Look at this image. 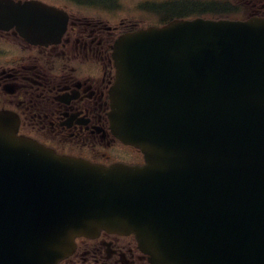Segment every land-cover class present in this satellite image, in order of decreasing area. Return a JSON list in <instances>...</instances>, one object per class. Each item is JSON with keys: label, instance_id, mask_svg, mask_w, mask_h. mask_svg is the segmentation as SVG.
Returning <instances> with one entry per match:
<instances>
[{"label": "water", "instance_id": "1", "mask_svg": "<svg viewBox=\"0 0 264 264\" xmlns=\"http://www.w3.org/2000/svg\"><path fill=\"white\" fill-rule=\"evenodd\" d=\"M64 15L0 0V29L33 44ZM113 57L112 131L146 165L60 156L0 111V264H58L101 230L134 233L152 264H264V19L142 30Z\"/></svg>", "mask_w": 264, "mask_h": 264}, {"label": "flooded vegetation", "instance_id": "2", "mask_svg": "<svg viewBox=\"0 0 264 264\" xmlns=\"http://www.w3.org/2000/svg\"><path fill=\"white\" fill-rule=\"evenodd\" d=\"M39 1L68 17L59 43L32 45L0 30V110L15 112L19 134L60 155L111 166L145 164L141 150L116 138L109 118L117 39L150 26L196 18H264V0ZM60 264H152L134 235L79 237Z\"/></svg>", "mask_w": 264, "mask_h": 264}]
</instances>
